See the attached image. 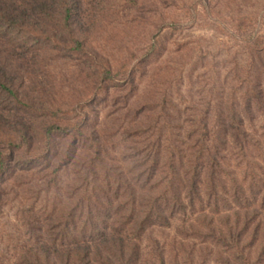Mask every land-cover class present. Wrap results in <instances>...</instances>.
I'll use <instances>...</instances> for the list:
<instances>
[{"label":"rangeland","instance_id":"374dc122","mask_svg":"<svg viewBox=\"0 0 264 264\" xmlns=\"http://www.w3.org/2000/svg\"><path fill=\"white\" fill-rule=\"evenodd\" d=\"M74 1L68 28L63 5L29 27L0 23V264H20L49 228L113 189L115 213L127 215L129 171L158 139L187 146L207 133L264 55V0ZM53 123L65 129L48 138ZM178 235L153 229L143 245ZM196 239L188 244L208 256L197 264H223ZM169 260L181 264L173 246Z\"/></svg>","mask_w":264,"mask_h":264},{"label":"trees","instance_id":"16d2710c","mask_svg":"<svg viewBox=\"0 0 264 264\" xmlns=\"http://www.w3.org/2000/svg\"><path fill=\"white\" fill-rule=\"evenodd\" d=\"M75 4L13 0L9 11L7 0H0V23L29 27L35 15L52 18L63 5L68 28ZM254 64L256 70L240 74L237 87L227 92L218 119L205 122L207 133L191 135L187 146L172 139L166 147L158 139L145 154L144 168L129 171L127 215L115 213L120 188L105 195L106 204L98 200L101 206L88 199L86 215L68 217L58 230L49 228L20 264H171V246L181 264H197L200 257L208 263L203 248L188 244L197 237L223 264H264V55ZM1 86L13 95L12 88ZM64 129L53 123L45 131L51 138ZM157 228H176L180 239L174 245L157 240L147 251L144 238Z\"/></svg>","mask_w":264,"mask_h":264}]
</instances>
